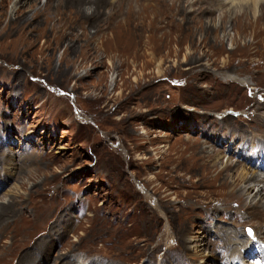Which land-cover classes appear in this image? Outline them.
Instances as JSON below:
<instances>
[{
	"label": "rangeland",
	"instance_id": "374dc122",
	"mask_svg": "<svg viewBox=\"0 0 264 264\" xmlns=\"http://www.w3.org/2000/svg\"><path fill=\"white\" fill-rule=\"evenodd\" d=\"M227 2L99 7L89 23L64 10V30L128 26L130 46L101 52L81 40L43 51L38 39L36 51L12 53L10 40L42 19L24 3L14 22H0V202H17L6 217L36 211L30 222L48 220L0 264H224L226 251L212 244L229 229L253 228L264 240V209L245 206L248 197L224 180L252 166L237 155L242 165L220 176L198 165L212 161L200 148L204 130L212 137L203 144L222 154L228 141L247 153L264 139V6ZM202 240L211 252L203 261L194 249Z\"/></svg>",
	"mask_w": 264,
	"mask_h": 264
},
{
	"label": "bare ground",
	"instance_id": "6f19581e",
	"mask_svg": "<svg viewBox=\"0 0 264 264\" xmlns=\"http://www.w3.org/2000/svg\"><path fill=\"white\" fill-rule=\"evenodd\" d=\"M10 1L11 0H0V22H3L5 20L6 21L8 20V22H11V21L14 22V20L16 18H18L21 13H23L22 9H20V8H21V4H24V3H27V6H29V8L32 10V13H33L32 17L34 19L37 20L39 17L42 19V25L40 23L35 29H33V28H32V30L30 29L31 32L29 33V35H25V33H22V34L17 35L16 38L14 37L10 40V43L8 45V51H10L12 53H21V54L26 53V52L36 51L37 48L39 47V46L37 47L38 44H36V40H38V39H43V41L45 42V44H43V47H42L43 51L49 50V49L57 50L59 48V45H56V43L60 44V43H63V41H65V40H69V41L81 40V41L85 42L86 46L89 43H91V45L95 46L94 50L100 51V52L106 50L108 47L113 46V45H128V46H130V44L133 41V36H132L128 26L121 20H114V22L108 23V24H102L101 23L97 27L94 28V31L88 30V28L86 27L85 24L90 22V20H91L90 18L99 9V7H107V8H110L112 11H115L118 13H120V12L121 13H127V12H130L134 6L139 7V10H140L141 8L152 7V6L154 8H156L157 6L155 7V4L161 3V0H45L43 3H41L40 0H15L14 6L11 7L12 9H10L11 12L7 15L6 6H7L8 2H10ZM227 1H228L227 3H230V4H237V3H240V1H242V0H227ZM162 2H164V1H162ZM251 4L253 7H256L257 5L263 7L264 6V0H251ZM152 8H151V10H152ZM162 8H163V5H162ZM66 9H70V11L74 10L73 12H79L81 14L82 18H85L86 23L82 24V25L80 24L81 26H80L79 31H70L67 29L64 30V28L61 27V24H60L62 22L61 21V17H62L61 14ZM162 11H164V10H162ZM246 11H247V9H246ZM238 12H240V10H238ZM160 13L163 14V12H160ZM132 14H133V12H132ZM153 14H155V13L153 12ZM260 14H261V12H260ZM148 16H149V14H148ZM109 17H111V16L109 15ZM155 17H156V15H155ZM95 19L96 18H94V20ZM100 19H102V18H100ZM163 19H164V17H163ZM68 20H70V19H68ZM97 21H100V20L97 19ZM97 21H96V23H100ZM132 21L133 20H131V22ZM154 22H155V20H154ZM154 22H152V24H154ZM222 23H224V22H222ZM161 25H162V23H161ZM255 33H256V31H255ZM52 41L54 42V45H50L51 43L49 44V42H52ZM64 45L62 44V47H64L66 50H71V49H69L70 48L69 43L65 46ZM66 50H64V51H66ZM157 71L159 72L161 70H157ZM227 117H230V116L227 114L223 118H227ZM204 133H205L204 135L206 137L205 138L206 141H203L201 143L199 142L201 145L200 148L206 157L212 158V161L206 162L208 160L207 159L198 165L200 167H202L203 171L204 172L206 171L207 174L211 171L216 172V176H220L222 174L221 173L222 170H224V169H227V170L228 169H230V170L234 169L235 170L239 166L242 165L241 163H238L236 161H239V162L242 161V163H246V164H249L250 166L254 167V169H252V167L249 168V167L242 165L240 168H238L235 171L236 172L235 176H231L229 180L228 179L227 180L224 179V180L226 183H233V185L235 184L236 190L241 191L242 194H245L248 197V201L243 202L245 206H248V207L251 206V208H253V206L256 207V205H257V206H259L260 209H264V202H263L264 191H262V185H264V166H260L259 163H257L258 160H260V162H261V160L264 158V139L258 138L260 143H261L262 149L260 147L258 150H256V149H254V145L251 144V149L247 153H245L242 149H240V147H239L240 143H238V144L235 143L231 148L230 141H228L226 143V147H224V150H223L224 155H223L221 153L222 149H216L214 142H212L213 144L204 145V144H206L204 142H210L211 143V137H212V134L206 132V130H204ZM217 135L219 137V140H221L222 138L219 136V134H217ZM212 140H213V138H212ZM228 150H229L230 154H228L226 156V159L224 160L223 158L225 157ZM233 155H237L238 159H235L236 161H234V159H232ZM209 160H210V158H209ZM190 164L192 165L193 163L188 161L185 163L184 166L189 168ZM211 169H213V170H211ZM258 170L262 173L258 172ZM212 183H207V185L212 184ZM15 186H16V184L14 185V187ZM11 199L12 198H10L8 200V202H6V201L0 202V220L3 219L1 224H0V232H2L7 238L12 240V242L9 240L10 242L5 241L4 243L0 244V257L3 258V262H7V263L11 262L16 257L17 253L22 248V245L24 243H27L36 235V232L38 231L37 230L38 227L45 225L46 222L48 221L47 219H45V222H43V223H40L37 221H33V223L30 222L29 221L30 217H31V219H33V217H36V214H35L36 211L35 212L33 211L30 216H28V211H27L23 216H20V217L17 216L15 219H13L14 217H11V218L6 217L7 215H9L11 213V209L13 208V205L17 203ZM7 220L12 222L11 226L7 225V222H8ZM3 226L5 227V229L2 231L1 228ZM217 227H219V226H217ZM217 227H216V229H217ZM43 228H44V226H43ZM229 231H231L230 235L227 237H223L224 239L222 240V243L215 244L213 242L212 250H213V248L214 249H221L222 248L226 251L225 253H222L223 256L219 259V262H221V260H224V264H243V262L246 260L247 256H249L250 254L251 255L256 254L255 248L253 245V243H255V242L251 239L250 235H247L246 233H243L240 230H237L235 227L233 229L232 228L229 229ZM245 232H246V230H245ZM252 234H258V233L254 232ZM226 235H224V236H226ZM202 236H204V235H202ZM218 236H219V234H218ZM220 236H219V238H220ZM247 236H248L249 240H248ZM161 237H162V235H161ZM13 239H16L19 243L18 242L13 243ZM160 240H161V238H159L158 241H160ZM202 241H203L202 247H199V245H194V247H195L194 249L196 252V257L200 256L202 261H203V259L205 258L204 256L206 254L211 253V252H209V253L206 252L208 250L209 243L207 241H204V240H202ZM20 243H22V244H20ZM212 252L214 253L212 255V257L215 255V258L218 259L219 256L216 255L214 251H212ZM28 260H30V259H28ZM218 264H220V263H218Z\"/></svg>",
	"mask_w": 264,
	"mask_h": 264
},
{
	"label": "snow or ice",
	"instance_id": "6c2138e0",
	"mask_svg": "<svg viewBox=\"0 0 264 264\" xmlns=\"http://www.w3.org/2000/svg\"><path fill=\"white\" fill-rule=\"evenodd\" d=\"M248 234L252 235V230L251 229L248 230Z\"/></svg>",
	"mask_w": 264,
	"mask_h": 264
}]
</instances>
